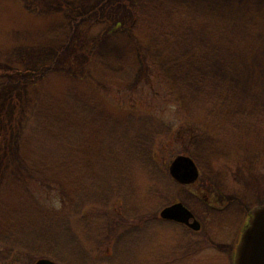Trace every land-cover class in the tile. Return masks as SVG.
Wrapping results in <instances>:
<instances>
[{
	"label": "rangeland",
	"instance_id": "rangeland-1",
	"mask_svg": "<svg viewBox=\"0 0 264 264\" xmlns=\"http://www.w3.org/2000/svg\"><path fill=\"white\" fill-rule=\"evenodd\" d=\"M72 97L121 142L91 130L84 175L49 182L25 165L12 122L28 106L58 125ZM0 125V234L65 214L70 226L46 235L66 264H233L264 205V0H0ZM178 155L195 183L173 178ZM176 200L199 229L161 216Z\"/></svg>",
	"mask_w": 264,
	"mask_h": 264
},
{
	"label": "trees",
	"instance_id": "trees-1",
	"mask_svg": "<svg viewBox=\"0 0 264 264\" xmlns=\"http://www.w3.org/2000/svg\"><path fill=\"white\" fill-rule=\"evenodd\" d=\"M32 11L37 13V10ZM111 23H108L106 27L104 26L105 31L110 28L109 31L117 32L119 25H112ZM131 34L133 33L131 32ZM34 56L35 54L32 57ZM24 64L29 66L28 60L24 61ZM71 101V113L65 114L62 122L58 125L53 124L56 120L55 118L43 113L38 114L35 107H33L34 109H29L28 106L25 110V119L12 122V124L17 126L16 131L18 134H21L19 139L20 149L25 165L34 173L38 172L39 175L44 176L49 182L50 179H55L59 176L71 178L74 175L76 177L84 175L83 167L85 162H79L78 160L85 161L88 158L84 152V142L91 130L94 133L99 131L98 134L108 131L106 140L112 139L121 142L117 134L120 130L118 125L110 122L109 127L104 129L102 127L104 121H101L95 110H92L90 106L74 97L71 98ZM3 121L6 123V119H3ZM18 125L21 126L20 129H18ZM5 130L10 131L13 129H10V124H8V127L4 128ZM120 134H124L123 130ZM141 142L144 143V140L139 138L135 145H141ZM127 152L128 149L124 148L122 150L124 154ZM73 168H80V170L74 174L71 171ZM58 187L60 195L57 199L65 203L67 199H70L72 185H60ZM6 188L7 186L0 189V196L5 192ZM94 199L96 197L89 199L88 204H95L94 202L96 201ZM30 212V209H20L16 214L30 217L28 215ZM69 223L67 215L51 213L46 218L41 219L40 222L37 220L35 222H27L26 225L33 227L27 228L26 233L14 230L0 234V264H34L35 258L47 256L66 264L67 260L65 261L62 255L55 252L58 247L57 240H51V237L46 234H50L51 230L59 225L64 228L69 227ZM52 243L54 244L51 245ZM57 250L59 251L60 249Z\"/></svg>",
	"mask_w": 264,
	"mask_h": 264
},
{
	"label": "water",
	"instance_id": "water-1",
	"mask_svg": "<svg viewBox=\"0 0 264 264\" xmlns=\"http://www.w3.org/2000/svg\"><path fill=\"white\" fill-rule=\"evenodd\" d=\"M171 169L176 178H179L184 171H186L185 175L189 178L197 174L194 162L185 156L176 158ZM161 216L169 220L189 224L194 229H199V222L197 220L190 222L193 214L182 203L165 207L161 212ZM35 264L60 263L43 257L39 258ZM233 264H264V205L251 210L248 220L240 233L233 255Z\"/></svg>",
	"mask_w": 264,
	"mask_h": 264
},
{
	"label": "flooded vegetation",
	"instance_id": "flooded-vegetation-1",
	"mask_svg": "<svg viewBox=\"0 0 264 264\" xmlns=\"http://www.w3.org/2000/svg\"><path fill=\"white\" fill-rule=\"evenodd\" d=\"M178 157L181 158L182 156L178 155L176 158H178ZM174 160H175V159H174ZM170 169H171V167H170ZM179 171H180V170H179ZM181 172H182V171H181ZM176 173H177V172H176ZM171 174H172L173 178H175L179 183H181V184H183V185L195 183V182L197 181V179L199 178V173H198V171H197V174H196L195 176L191 177V178H189L187 175H185V174H186V171H184V172L182 173V175H181L179 178H176V176H174V174L172 173V169H171ZM202 193H203V190L200 189V190L198 191L197 194L200 195V196H202V197L205 196V197H206V200H207V199H208V196H206V195H202ZM176 203H182L184 206H186V207L192 212L193 216H192V218L190 219V222H193V221L197 220V221L199 222V228L202 226V225H201V222H200V220H199V217H198V215L195 213V211H194L192 208H190L187 204H185L183 201H181V200H176V201L170 203L169 206H170V205H173V204H176ZM249 215H250V211L247 213V216H246V218H245V222H246V220L248 219ZM169 221H174V220H169ZM174 222H175V221H174ZM183 224H185V225L191 227L189 224H186V223H183ZM191 228H192V227H191ZM233 246H236V243H234Z\"/></svg>",
	"mask_w": 264,
	"mask_h": 264
}]
</instances>
